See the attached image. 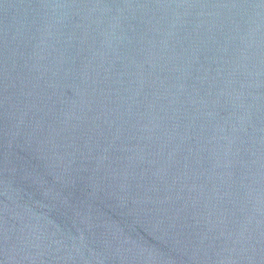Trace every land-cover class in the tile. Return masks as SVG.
I'll return each instance as SVG.
<instances>
[{"label":"water","instance_id":"water-1","mask_svg":"<svg viewBox=\"0 0 264 264\" xmlns=\"http://www.w3.org/2000/svg\"><path fill=\"white\" fill-rule=\"evenodd\" d=\"M0 264H264V0H0Z\"/></svg>","mask_w":264,"mask_h":264}]
</instances>
